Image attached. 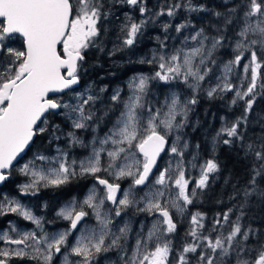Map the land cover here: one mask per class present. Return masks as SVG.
Here are the masks:
<instances>
[{
  "label": "snow or ice",
  "instance_id": "snow-or-ice-1",
  "mask_svg": "<svg viewBox=\"0 0 264 264\" xmlns=\"http://www.w3.org/2000/svg\"><path fill=\"white\" fill-rule=\"evenodd\" d=\"M121 8L128 10L107 55L133 50L148 25L157 21L165 36L156 37L159 47L150 57L136 61L153 66L152 73L134 75L126 98L117 88L108 97L110 103H104L106 88L97 92L77 86L89 50L105 52L107 24L119 20ZM156 8H149L148 0H0V185L29 153L31 158L18 169L27 178L19 185L21 195L35 196L41 187L59 188L77 177L95 180L82 202L71 201L57 212L68 224L55 232L44 229L43 218L30 206L0 193V217L15 214L35 225L23 231L9 221L8 229L0 230V242L8 246L0 248V264L12 259L53 264L54 257L61 264H101L109 252L118 257L113 264H264V228L241 223L252 197L264 202V116L259 117L256 138L246 136L256 98L264 95V0H238L228 15L214 12L224 17L223 31L217 26L211 35L203 27L195 29L171 50L169 29L180 34L191 26L188 20L173 25L177 14L209 9L193 0H163ZM234 21L240 23L233 39L225 33ZM17 37L21 48L12 44ZM229 46L232 58L218 64L216 53ZM153 81L182 84L190 95L171 92L163 104H153L148 99ZM228 92L233 93L232 105L243 102V112L221 126L213 137V153L217 141L226 137L222 143L237 146L251 164L246 182L232 184L229 199L234 205L217 213L206 228L205 214L189 207L220 167L214 155L199 162L194 152L187 159L183 130L200 93L213 99ZM115 110L119 115L100 135L101 124L109 123L105 118ZM61 116L70 124L66 132L50 121ZM77 130L91 131L88 144ZM62 138L66 147L57 144L54 156L41 150L45 140L53 144ZM77 145L90 146V153L73 157L68 148ZM189 169H198L194 180ZM124 180L130 181L127 187H122ZM129 210L152 217L151 226L140 223L133 232L131 221L123 220ZM173 210L189 218L179 251L173 248L178 227ZM234 211L238 214L232 220ZM89 216L95 225L88 223Z\"/></svg>",
  "mask_w": 264,
  "mask_h": 264
},
{
  "label": "rangeland",
  "instance_id": "rangeland-1",
  "mask_svg": "<svg viewBox=\"0 0 264 264\" xmlns=\"http://www.w3.org/2000/svg\"><path fill=\"white\" fill-rule=\"evenodd\" d=\"M222 1L225 2V0H222ZM232 1L233 0H228V2H232ZM162 2H163V0H148V7L152 8L155 11V10H157L156 5L159 3H162ZM193 3L194 4H202L201 0H194ZM127 10L128 9H126V8H121L116 13V15L119 16V20H115L114 22L107 24V27L109 29V31H108L109 39L105 41V43L107 45L105 48V52L101 53L96 49H90L89 53L86 56V61L84 62L85 68L81 72V79H84L85 86H83L79 89L83 90L85 88L91 87L92 89H94L98 92L100 88H106V91L104 93H101V95L104 98V100H103L104 103H110L108 101V97L111 95L112 91L117 89V88L122 90L121 91L122 98H126L127 95L129 94V90L127 87L128 81L134 75H138L140 73H144V74H151L152 73L153 66H150L146 63L140 64V63H137L136 61L140 57H145V56L150 57L152 49L159 47L157 40H156V37L159 36V37H161V39H163L165 36V34L163 33V31L160 27V21H157V23L155 25H152V24L148 25V27L144 30V35L140 38L139 43L134 47L133 50L126 51V52H117L116 55H114V56L107 55L106 53L108 50H110L112 48V41L115 40V36L118 33V25L124 19L122 13H123V11H127ZM198 13H202V12H195V13L189 14V13H186L185 11L181 10L177 14L176 18L172 21L173 25L178 24V23H182V22H185L186 20H188L191 22V26L189 28L185 29L180 34L176 33L173 29H169V33H170L172 39H169L166 41V43L168 45V50H171V48L173 46L179 47L184 36H190L191 33L195 29H199L198 26L195 24V22L192 20L193 15H196ZM135 15L137 18H139L138 12H136ZM167 19H168L167 17H161V21H164ZM189 44H191V41H189ZM133 53H135V54H133ZM99 58H102V59L99 60ZM95 60H98L100 62H95ZM244 62H246V61H243L242 63H244ZM140 67H142V71L132 73L129 76L127 75V78L122 80L123 83H121L119 85H113L109 89V87H108L109 84H111V83L113 84L114 80L116 81L118 78H120L121 77L120 74L122 72H124L125 70L131 71V69H133V68L139 69ZM213 71L216 73V75L220 74L219 69H217V68H214ZM237 71L240 72L241 70L238 69ZM241 75H242V72H241ZM233 82L238 83V81L235 79V77H233ZM212 83L213 84L215 83L214 77L212 78ZM206 86H207V81H206ZM171 92L180 93L182 98L184 96L190 95L189 90L186 89L184 87V85H182V84H176V83L163 84L160 82L153 81L152 85L150 87L148 99L153 104H163L165 96L170 95ZM201 94H203L204 96H207L206 93H201ZM222 97L232 100L233 93H231V92L225 93L222 95ZM97 107L98 108L102 107L100 102H98ZM192 112H193V110L189 113V117L191 116ZM97 114L98 115L102 114V111L98 112ZM118 115H119L118 110H115V111L110 112L108 114V116L105 118V120L109 121V123L101 124L100 129H99L100 135H103L104 131H106L107 128L111 126L110 122L114 121L116 116H118ZM60 118H62L63 122H64V125L61 126V128L65 132L70 130V124L68 122H66L62 116ZM188 120H189V118H188ZM77 131H78V134L84 140L85 144H88L92 138L91 131H88V132H85L83 130H77ZM185 131H186V127L183 130V136H184V139H186L188 141V139L185 136ZM188 143H189V141H188ZM44 144L48 145L47 150H42V151H46L48 154L54 156L56 154L55 149H56L57 144L62 148L66 147V138H62L60 141L54 142L53 144H49V143L47 144L46 142H44ZM189 145H190V143H189ZM68 151L71 153V155L73 157H75L77 159H81L90 153V146L88 148L81 147L78 145L72 146V147L68 148ZM191 153H194V151L189 146L188 154H186L187 159H191V155H190ZM199 162H203V161L200 160ZM161 163H164V161H161ZM189 173H190V177L193 180L196 177H198V174H199L198 169H189ZM100 175H104V173H100ZM78 178L79 177H77V179ZM81 178L83 181L85 178H87L88 180L90 178L93 179V177H91V176H84ZM25 179L27 180V178H25ZM129 182L130 181H128V180L121 181L122 187H127V184ZM94 183H95V181L93 180V183H91V185L84 187V189L80 193L79 192L76 193L75 197H73L74 195H72V193L69 194L70 197H66V199L62 202V205L60 203V206H61L60 209L71 201L82 202L83 199L85 198V196L87 195L89 189L93 186ZM189 187L191 188L192 185L190 184ZM43 189L44 188L41 187L39 189V191H41ZM39 191H38V194L35 196H16L15 198L19 199L21 201V203H23L27 206H30L32 208L34 214L41 216L43 218L42 222H44V220L46 219V216H45L46 215L45 214L46 201L44 198L43 199H42V197L40 198L41 194ZM73 193H75V192H73ZM71 197H73V198H71ZM57 212H56V214H57ZM173 215H174L176 221L182 220V217L177 216L175 214V210H173ZM185 216H186L187 221H188L189 218H188L187 214H185ZM4 218L5 219L1 224L2 230L8 229L9 221H11L13 224L17 225V227L22 229L23 231H30V230L35 228V225H33L30 221H26L22 217H19L15 214H10L8 216H4ZM86 219L90 225H95L96 222H95L94 218L89 216ZM116 219H117V221L121 220V218H116ZM152 219H153L152 217H147L146 214H134L133 210H129V212L127 214H124V216H123V220H130L131 221L133 232L139 230L140 223L145 224L146 228L150 227ZM43 225H44V229L48 232L62 231L61 227H63V225L60 226L59 224L56 225V224H53V223L47 222V221H45V223H43ZM187 228H188V225L184 229L187 230ZM187 239L191 240V237H187ZM184 240H185V238H184ZM133 242L134 241L132 239L129 240L130 244ZM57 259L59 260V263H60L61 258L57 257ZM117 259H118V257H117L115 252H109V253L104 254V256L101 257V264H113V262L116 261Z\"/></svg>",
  "mask_w": 264,
  "mask_h": 264
},
{
  "label": "trees",
  "instance_id": "trees-1",
  "mask_svg": "<svg viewBox=\"0 0 264 264\" xmlns=\"http://www.w3.org/2000/svg\"><path fill=\"white\" fill-rule=\"evenodd\" d=\"M194 1V0H193ZM238 0L225 3L222 0H201L209 11L198 13L193 15L192 20L198 26V28H205V30L211 34H216V27L219 26L221 30H224V17H216L214 12H221L228 15V8L235 6ZM240 23L234 21L233 24L228 25L226 35L234 39L233 29ZM232 47H226L220 49L217 53V63L227 62L232 58ZM102 58H99L101 60ZM95 62H100L95 60ZM142 71V67L139 69L133 68L125 70L113 84H109V89L113 85H119L123 83L122 80L127 78V75ZM243 102L240 101L236 105H232L231 99L224 97H217L209 99L200 93L199 102L193 106V112L188 120L186 126L185 136L190 143V148L194 152H198L200 160L215 156V159L219 163L220 170L213 178L210 179L209 187L205 190L194 205L189 207L190 212L201 211L206 216V228L210 226L212 219L217 213L227 211L229 207H232L235 201L229 199V195L232 193V184L237 183L244 184L248 179V168L251 161L244 158L243 151L237 146H228L222 143V140L226 137H221L216 143L215 153H213V137L220 130L221 126L229 121H234L243 112ZM264 116V95H258L256 103L253 106V111L249 115L251 121L248 126L246 136L255 139L261 132L259 117ZM39 143V141H38ZM199 145V148L196 146ZM43 147V146H42ZM41 147V148H42ZM35 148L33 149V152ZM228 183H225V181ZM261 186L264 187V182H261ZM72 187V189H70ZM83 190L82 180L77 178L72 179L69 186L64 188L65 199L69 197V194L80 193ZM246 211V216L241 221L242 224H251L255 228H264V202L259 201L256 197H252L250 205ZM238 213L234 211L231 219L234 220ZM177 233L173 241V248L175 251H179L181 245L184 243L186 226L188 221L186 216L182 217V220L177 221ZM227 227L225 228V231ZM216 235V233H213Z\"/></svg>",
  "mask_w": 264,
  "mask_h": 264
},
{
  "label": "flooded vegetation",
  "instance_id": "flooded-vegetation-1",
  "mask_svg": "<svg viewBox=\"0 0 264 264\" xmlns=\"http://www.w3.org/2000/svg\"><path fill=\"white\" fill-rule=\"evenodd\" d=\"M12 44L14 47L17 48H21L22 47V40L17 37L15 40L12 41ZM85 86L84 83V79H81V83L80 85H78V88H81ZM109 87V86H108ZM50 121L52 123L55 124H59L60 126L64 125L63 119L60 117H52L50 118ZM44 142H46L48 144V142L45 140ZM47 146L48 145H43V147L41 148V150H47ZM36 150V149H35ZM32 156V153H29L24 160L20 161V164L16 166V171L13 173V175L10 177V179L8 181L5 182V184L0 185V193L5 194V195H9L12 197H16V196H24L20 194V190H19V185L24 183L26 181V177L23 176L20 172H19V167L22 166L23 163H25L28 159H30ZM78 180H82L81 177L78 178ZM94 178H90L89 180L87 178L84 179V181L82 180V184H83V189L86 186L91 185V183H93ZM95 181V180H94ZM72 180L66 184L63 185L59 188H44L43 190L39 191L40 192V198L42 197V199L44 198L46 201V207H45V216L46 219L44 220L43 223H45V221L47 222H51L53 224L56 225H63V227H61L62 230H64V228L67 227L68 222L63 220L62 218H58V216H56V212L60 209V203L62 205V202L65 200V194H64V188H66L67 186H69L71 184ZM72 189V187L70 188ZM72 195H74L73 197L76 196V193H73ZM70 197V196H69ZM71 197V198H73ZM4 217H0V230H2L1 228V224L4 221ZM58 221V222H57ZM8 247L7 245H5L3 242H0V248H6ZM15 247V246H13ZM61 264V260L59 263V260L57 259V257L54 258L53 260V264ZM10 264H35L34 261H30L27 259L24 260H20V259H12L10 261Z\"/></svg>",
  "mask_w": 264,
  "mask_h": 264
}]
</instances>
